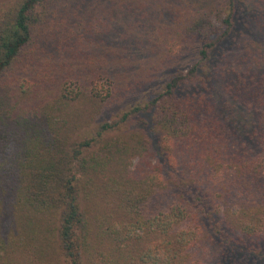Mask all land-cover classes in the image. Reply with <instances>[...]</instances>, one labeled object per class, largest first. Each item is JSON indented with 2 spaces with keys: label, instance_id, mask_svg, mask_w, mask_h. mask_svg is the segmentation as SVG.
I'll return each mask as SVG.
<instances>
[{
  "label": "trees",
  "instance_id": "16d2710c",
  "mask_svg": "<svg viewBox=\"0 0 264 264\" xmlns=\"http://www.w3.org/2000/svg\"><path fill=\"white\" fill-rule=\"evenodd\" d=\"M74 5L0 6V264H223L217 234L264 259V19L238 0L188 13L184 35L210 38L194 63L108 115L91 82L69 104L62 62H29ZM221 90L254 114L250 134Z\"/></svg>",
  "mask_w": 264,
  "mask_h": 264
},
{
  "label": "rangeland",
  "instance_id": "374dc122",
  "mask_svg": "<svg viewBox=\"0 0 264 264\" xmlns=\"http://www.w3.org/2000/svg\"><path fill=\"white\" fill-rule=\"evenodd\" d=\"M7 1L0 0V6ZM212 1L74 0L75 5L57 22L60 26L56 37L40 40L29 62L33 68L44 64L43 69L47 62L52 66L62 62L61 73L66 78L60 92L72 98L69 104L77 105L79 100L75 96L91 82L95 92L105 98L103 106L110 115L150 100L163 88L170 74L185 71L194 63L198 49L210 38L185 36L183 19L188 13L210 8ZM238 1L242 6L241 18L257 14L264 19V0ZM260 27L254 50L264 54V26ZM256 60L262 64L260 56ZM95 68L98 70L94 71ZM30 78L27 80L31 81ZM29 81L16 90L17 100L32 98ZM50 87V83L45 84L40 92ZM50 90L59 92L53 87ZM218 96L220 103H225L221 106L228 108L232 119L250 134L254 114L237 104L231 94L221 90ZM220 218L216 216L210 224L219 222ZM221 228L227 230L224 224ZM218 236H215L218 247L225 250L221 253L223 264H264L258 251L249 248L252 243L226 242Z\"/></svg>",
  "mask_w": 264,
  "mask_h": 264
}]
</instances>
